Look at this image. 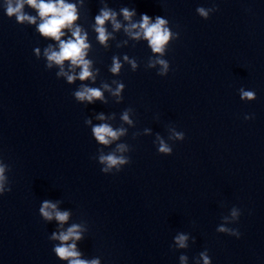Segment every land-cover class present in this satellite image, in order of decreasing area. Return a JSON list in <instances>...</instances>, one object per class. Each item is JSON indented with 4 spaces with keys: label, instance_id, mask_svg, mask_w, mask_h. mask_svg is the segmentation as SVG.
Returning <instances> with one entry per match:
<instances>
[{
    "label": "water",
    "instance_id": "95a60500",
    "mask_svg": "<svg viewBox=\"0 0 264 264\" xmlns=\"http://www.w3.org/2000/svg\"><path fill=\"white\" fill-rule=\"evenodd\" d=\"M65 2L76 6L74 26L87 35L94 81L68 83L60 66L48 68L44 50L59 44L39 33L38 11L25 4L36 22L19 23L0 0V264H68L51 236L73 224L83 239L67 243L99 264H204L201 253L210 264H264V0ZM105 8L121 28L106 21L101 44L95 17ZM123 8L135 10L133 23L142 14L167 20L163 54L125 31ZM62 31V39L71 36ZM158 59L168 63L163 75ZM69 64L64 71L78 75ZM82 85L101 89L104 102L77 101ZM101 123L126 132L100 145L91 129ZM160 139L171 155L158 152ZM118 144L130 164L102 173L98 157ZM45 200L68 211V221L44 220ZM181 233L185 248L175 242Z\"/></svg>",
    "mask_w": 264,
    "mask_h": 264
},
{
    "label": "clouds",
    "instance_id": "9594fccd",
    "mask_svg": "<svg viewBox=\"0 0 264 264\" xmlns=\"http://www.w3.org/2000/svg\"><path fill=\"white\" fill-rule=\"evenodd\" d=\"M27 4L28 6L36 9L42 20V22L37 26L39 33L45 37H51L59 44V49L55 50L52 45H49L44 50V56L47 59V67L51 68L53 64L60 66V71L57 73L58 76L66 77L68 83H72L79 79L80 81H85L88 79L95 80L93 72L90 71L91 61L85 59L87 52L85 51L90 47L85 41L87 35L82 34V30L79 25L74 26V21L77 20L76 6L71 3H66L65 0H6V14L8 17H15L16 21L19 23L28 22L29 24H35V17L27 15L23 12V8ZM199 14L205 18L208 17V12L204 8H198ZM121 13L126 21H129V26L125 28V31L131 35L134 39H140L143 36L149 43L152 51L154 53L164 52V45L169 41L171 33L165 25L168 23L167 20L157 16L155 22L152 23L151 18L147 14H142L140 22L133 23L132 17L136 14L135 10L129 11L127 8L121 9ZM106 21H110L114 30H119L121 24L116 19V13L110 9H102L100 14L95 17V31L98 34L97 39L101 44L109 39V33H107L104 27ZM68 29L71 32L69 38L62 39L65 36V32L62 29ZM39 50H37V53ZM125 60L128 57L125 56ZM65 61H69L70 69L74 70L76 67L80 68L77 74H70L64 71ZM132 64L133 69L136 68L134 61H129ZM156 63L162 66L163 75L168 70V63L165 60L158 59ZM154 66V65H153ZM122 65L117 58H113V63L110 71L114 74L120 72ZM104 89L111 91L107 84L103 85ZM124 87L123 84H118L117 88L112 94L114 96H119L121 89ZM75 99L80 102L94 103L95 100H103V92L99 88L88 87L82 85L79 90L73 93ZM242 97L248 99H253L255 93L252 91H244L241 89ZM122 120L131 124L132 121L129 119L128 112L125 111L122 114ZM97 119L104 120L103 114H100ZM86 124H91L90 120L85 121ZM92 134L94 139L99 142L100 145H110L113 141L118 140L122 135L125 134L126 129H113L107 123H101L92 126ZM177 139L183 140V133H175ZM159 139V137H158ZM126 145L118 144L114 152H109L108 154H101L98 157V161L103 167L101 168L102 173H110L112 169H116L115 173H119L122 166L130 164V160L123 155H117L116 153L125 152ZM159 153L166 155H171L173 150L162 140L159 142ZM4 168L0 167V182L4 181L5 177L3 175ZM113 173V174H115ZM11 189L8 190L10 192ZM4 192L3 184L0 183V194ZM2 196V195H0ZM39 213L44 220L51 221L55 219L61 226L68 221L70 213L68 211H60L57 208V204L51 201L45 200L42 202L39 208ZM233 217L237 216L236 210L232 212ZM221 232L230 231L221 227L219 229ZM239 235V233H237ZM51 239L60 241L53 248L56 256L60 260H66L68 264H99L98 259H93L91 261L80 259L81 253L77 251L76 243H67L68 241H80L83 239L79 225L73 224L66 229V231H60L58 234L53 233ZM188 237L181 233L175 237V242L179 248L187 247L186 241ZM204 264H210V258L201 253ZM185 257H181L184 260Z\"/></svg>",
    "mask_w": 264,
    "mask_h": 264
}]
</instances>
